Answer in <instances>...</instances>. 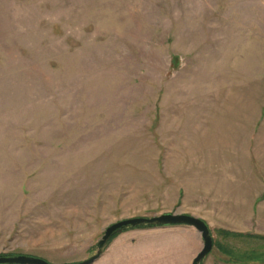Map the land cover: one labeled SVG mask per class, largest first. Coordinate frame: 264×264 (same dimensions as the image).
<instances>
[{
    "label": "rangeland",
    "instance_id": "obj_1",
    "mask_svg": "<svg viewBox=\"0 0 264 264\" xmlns=\"http://www.w3.org/2000/svg\"><path fill=\"white\" fill-rule=\"evenodd\" d=\"M235 137L249 169L208 144ZM263 169L264 0H0V254L79 263L121 220L204 216L240 183L264 197ZM154 229L94 264L196 256ZM212 236L205 264L263 246Z\"/></svg>",
    "mask_w": 264,
    "mask_h": 264
},
{
    "label": "crops",
    "instance_id": "obj_2",
    "mask_svg": "<svg viewBox=\"0 0 264 264\" xmlns=\"http://www.w3.org/2000/svg\"><path fill=\"white\" fill-rule=\"evenodd\" d=\"M245 139L246 138L240 137L231 138V140L225 141V143L230 144L228 146H224L220 140H210L208 141V144L216 145V143H218L219 145H216L215 148H220L222 153L229 152L234 154L239 151V153L243 154V156L240 157L241 162L239 164L242 163L244 165L242 166L243 169L245 168V165H247L249 169L250 166L252 167L250 154L254 150V145H252L251 141ZM262 171L264 173V169ZM219 190L220 188H218V191ZM221 190L223 191L222 197L224 198L222 202L211 199L212 201L209 203L213 204H208V208H206L207 215L191 216L206 222L212 234L213 232H228L233 235L244 236L242 238L243 240L249 239L247 236L264 237V197L259 198L261 195L260 190L257 188L256 194L254 185L249 186L246 183H240L237 187L232 188L224 186ZM143 232L146 233L149 231ZM150 234L153 237L171 236L173 239L175 237L180 239V242H178V239L176 240L177 243H175L174 249L184 248L187 250V253H189L187 261H189L190 257L193 255L197 256L201 251H199V248L202 249L203 247L200 235L193 228L187 226L156 228L151 230ZM179 234H182V237H180ZM185 235L190 238L191 242L184 237ZM205 259L207 260L208 258L206 257ZM193 260L188 264H192ZM206 260L204 261V264Z\"/></svg>",
    "mask_w": 264,
    "mask_h": 264
},
{
    "label": "water",
    "instance_id": "obj_3",
    "mask_svg": "<svg viewBox=\"0 0 264 264\" xmlns=\"http://www.w3.org/2000/svg\"><path fill=\"white\" fill-rule=\"evenodd\" d=\"M174 226H187L193 228L201 237L203 247L194 258L192 264H202V261L212 252L214 248V239L211 230L206 222L187 214H162L154 217H138L127 220H121L106 228L102 238L96 245V253L79 263L73 264H94L106 251L110 240L114 236H120L130 231L151 229V228H169ZM0 264H52L47 260L21 254H0Z\"/></svg>",
    "mask_w": 264,
    "mask_h": 264
},
{
    "label": "trees",
    "instance_id": "obj_4",
    "mask_svg": "<svg viewBox=\"0 0 264 264\" xmlns=\"http://www.w3.org/2000/svg\"><path fill=\"white\" fill-rule=\"evenodd\" d=\"M220 235H223L225 237H233V238H243L244 236L240 235H233L228 232H220ZM118 236H114L108 245L111 244V242L116 239ZM249 239H255L263 242V246H258L255 248H252L246 252H241L239 250H232L228 246H220L222 249V254L225 255L228 258V264H264V237H258V236H247ZM214 245L216 246L215 242Z\"/></svg>",
    "mask_w": 264,
    "mask_h": 264
}]
</instances>
